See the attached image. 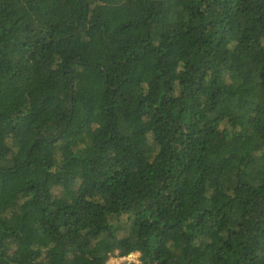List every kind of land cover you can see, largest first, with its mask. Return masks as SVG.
Listing matches in <instances>:
<instances>
[{"label":"trees","instance_id":"1","mask_svg":"<svg viewBox=\"0 0 264 264\" xmlns=\"http://www.w3.org/2000/svg\"><path fill=\"white\" fill-rule=\"evenodd\" d=\"M114 253L264 264V0H0V264Z\"/></svg>","mask_w":264,"mask_h":264},{"label":"rangeland","instance_id":"2","mask_svg":"<svg viewBox=\"0 0 264 264\" xmlns=\"http://www.w3.org/2000/svg\"><path fill=\"white\" fill-rule=\"evenodd\" d=\"M144 144L143 147L144 149H148L150 150V134L148 133V135L146 136V138H144ZM151 151V150H150ZM138 254L137 253H133L132 255V259H136L137 260ZM108 264H121L122 261L120 260V257L117 255V253H114L113 255H110V257L108 258L107 261Z\"/></svg>","mask_w":264,"mask_h":264},{"label":"built area","instance_id":"3","mask_svg":"<svg viewBox=\"0 0 264 264\" xmlns=\"http://www.w3.org/2000/svg\"><path fill=\"white\" fill-rule=\"evenodd\" d=\"M132 255H133V253H130L128 255L119 256V257H120V260L122 262H135V263H137L138 261L136 259H132Z\"/></svg>","mask_w":264,"mask_h":264}]
</instances>
